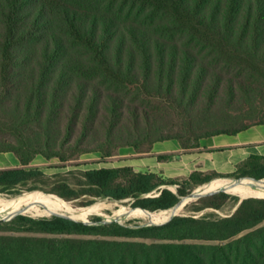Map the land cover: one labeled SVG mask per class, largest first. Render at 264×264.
Segmentation results:
<instances>
[{
  "label": "trees",
  "instance_id": "obj_1",
  "mask_svg": "<svg viewBox=\"0 0 264 264\" xmlns=\"http://www.w3.org/2000/svg\"><path fill=\"white\" fill-rule=\"evenodd\" d=\"M118 2H122L119 8ZM84 3L0 0V153L15 154L22 165L0 169V193L33 192L41 189L37 184L53 180L31 167L38 156L65 162L94 152L111 157L118 148L139 150L154 125L142 103L126 97L130 88L158 95L170 104L180 101L181 108L199 103L210 112L219 104H230L238 92L250 87L241 82L238 72L262 73L264 81V0ZM143 123L145 138L139 135ZM255 125L264 121L206 131L193 136L194 144L183 136L163 133L149 143L178 140L193 148L205 137L239 134ZM54 142L60 147H54ZM90 142L94 145L85 146ZM224 177L195 173L188 179L168 180L130 167L97 168L83 173L80 189L58 179L50 192L62 202L89 196L83 208L97 199H134L132 207L138 212H168L188 191ZM226 177L231 180L214 182L234 184L242 179L237 185L244 186L251 179L263 180L264 158L252 157ZM164 186H176V193ZM154 191L155 196H148ZM228 199L240 203L222 191L200 198L195 211L221 210ZM84 222L20 214L7 223L0 220V225L26 233L117 239L164 240L162 231L184 230L180 240L219 244L135 248L134 244L90 242L109 248L99 254L89 249L83 264H264V199H244L234 215L224 218L177 216L164 226L130 228L117 222L104 224L101 218L93 221L98 225ZM43 264L54 263L47 258Z\"/></svg>",
  "mask_w": 264,
  "mask_h": 264
},
{
  "label": "rangeland",
  "instance_id": "obj_2",
  "mask_svg": "<svg viewBox=\"0 0 264 264\" xmlns=\"http://www.w3.org/2000/svg\"><path fill=\"white\" fill-rule=\"evenodd\" d=\"M86 5L99 6V5H107L106 1L109 0H85ZM118 2L115 4L118 8L121 7ZM85 5V3H84ZM85 5V6H86ZM239 73V78L241 82L246 86H250L244 92L237 94L235 100L230 104H219L214 108H211L210 112L206 109L202 110V106L195 104L194 107H188L184 104V107L181 108V102L177 101L176 103L170 104L165 98L160 97L158 95L147 96L143 95L135 89H129L127 91V98H131L137 102L140 101L143 107L146 108V112L151 117V123L153 128L148 132V138H145L146 125L143 123L140 129L139 135L145 139H148V142L140 145L138 152H148L152 148V144L149 143V140H152L159 135H180L183 136L184 139L194 144L195 140L193 139L194 135L204 133L206 131H217V130H225V129H233L240 128L244 124H251L255 122H263L264 121V81L262 80V73ZM156 93V92H155ZM225 98V97H224ZM130 99V100H131ZM142 100V101H141ZM59 124L56 126L58 127ZM122 134L125 135L126 131L122 130ZM54 147H60L59 143H53ZM91 142L85 146H93ZM68 147V146H66ZM129 148V147H127ZM121 148L115 149L114 153L111 157H104L102 153L94 152L85 155H81L78 157H73L68 161L60 162V160H46L43 156H40L39 160H37L33 167L40 168L47 175L51 176L53 180H49L45 184H37L41 189L33 192H28V190H23L19 195H10L5 193H0V198L2 200H20L23 198H30L35 201L32 203L25 204L20 202H13L11 204L0 202V215L6 218L5 223L9 222L12 218L11 216L17 214L26 215L27 217L40 219V218H52L56 214L58 215H71V213H61L57 209V201L55 200V194H52L50 191L54 188V182L58 179H62L69 183L70 186L74 187V189H80L81 183L84 181L83 173L87 170L93 169L95 166H109L112 163L116 162L117 159L115 156L118 155V152ZM134 149V148H133ZM108 151H112V148H109ZM95 153L101 154V157L95 155ZM1 158V157H0ZM56 175H61L60 178H56ZM233 181L236 179L232 178ZM242 180V179H239ZM213 183V182H212ZM264 183H257L252 181L247 185H255ZM203 186V185H202ZM239 186V185H235ZM169 190L176 192V186H167ZM231 187V186H229ZM200 187H197L194 190L188 191L187 195L194 193ZM214 192L211 189H207L203 191L206 192ZM241 191V190H240ZM254 191H251L252 193ZM256 192V191H255ZM258 192V191H257ZM48 193V194H46ZM232 196L233 198H256V199H264L259 198L264 195V193L259 195H249L244 198L232 193L225 192ZM157 193L154 191L150 193L148 196H155ZM46 196L45 199L39 196ZM186 195V196H187ZM57 196V195H56ZM183 197V196H182ZM41 200L43 203H36ZM181 198V197H180ZM26 199V200H27ZM90 199L89 196H83L81 198L75 200H66V208L65 209H73L81 211L74 215V217L82 216L84 214H89L85 220H88L90 224H95L93 222L96 218L105 219L111 222H117L119 225L130 227V228H144V227H153L166 225L169 219H161L166 215L161 214V211H156L152 213H141L132 209V203L135 201L134 199H127L123 201L119 200H111V199H97L95 202L98 203H106L111 208L105 209L102 207H89L83 208L86 202ZM107 201V202H101ZM118 202V203H115ZM198 200H192L188 205L182 207L177 216H187L193 218H200L204 215L210 216L211 219H215L216 217H227L230 215H234L239 204H236L233 199H228L225 206L221 210H215L207 208L201 212L195 211L198 205ZM49 206H48V205ZM55 206V207H53ZM52 208V210H51ZM55 208V209H54ZM57 209V210H56ZM112 209L118 210L120 213H114ZM171 210V209H170ZM58 212V213H57ZM127 213V214H126ZM159 214V215H158ZM169 214V213H168ZM136 215L141 216L142 218L137 217ZM148 215H158L159 218L151 220ZM72 216V215H71ZM176 216V217H177ZM3 218H0V220ZM155 221V222H153ZM108 222V223H111ZM153 222V223H151ZM98 225V224H95ZM264 224L261 225L263 227ZM163 239H144V238H112V237H102V236H94V235H72V234H58V235H49L45 233H26L15 231L10 226L0 225V264H43V261L48 258L54 264H83L86 259V255L88 254V250L94 249L98 250L97 253H101L103 249L109 247H103L104 245H94L90 242L103 244L104 242H116L119 245L123 244H134L136 247H144L150 246L153 244H163L171 245V246H182V245H208V246H216L219 245L217 242H208V241H190L186 239L180 240L179 238L184 237L185 231H162ZM248 232H245L242 236L246 235ZM134 247V246H132ZM85 258V259H84Z\"/></svg>",
  "mask_w": 264,
  "mask_h": 264
},
{
  "label": "crops",
  "instance_id": "obj_3",
  "mask_svg": "<svg viewBox=\"0 0 264 264\" xmlns=\"http://www.w3.org/2000/svg\"><path fill=\"white\" fill-rule=\"evenodd\" d=\"M95 155L102 156L98 153ZM0 157V169L22 167L19 158L13 153H0ZM252 157L264 158V125L252 126L239 134L205 137L193 148L183 146L178 140L155 143L146 153L130 147L121 148L115 156L116 162L93 169L130 167L135 172L155 173L168 180L188 179L195 173L202 177L211 174L225 176L210 180L204 186L219 179L231 180L226 176L236 173ZM39 158L34 160L31 167Z\"/></svg>",
  "mask_w": 264,
  "mask_h": 264
},
{
  "label": "bare ground",
  "instance_id": "obj_4",
  "mask_svg": "<svg viewBox=\"0 0 264 264\" xmlns=\"http://www.w3.org/2000/svg\"><path fill=\"white\" fill-rule=\"evenodd\" d=\"M223 185V186H211V185ZM229 186H231V187H229ZM207 189H211L212 191H218V190H226V191H228V192H232V193H234V194H236V195H238V196H240L241 198H244V197H246V196H249V195H258V194H260V193H262L263 191H264V185H261V184H255V185H249L248 187H246V186H235V185H233V184H224V183H220V182H213V183H208L207 185H205V187L204 188H202V189H200L199 190V192H203V191H205V190H207ZM241 190V191H240ZM251 191H254V192H252V193H250ZM256 191V192H255ZM258 191V192H257ZM35 196H39V195H35ZM39 197H42L43 199H45L46 198V196H39ZM27 198H23V199H20V200H14V201H11V200H7V199H5V200H2L1 198H0V202H5V203H8V204H11V203H13V202H20V203H23V204H25V202H27V203H32V202H35V201H33V200H31L30 198H28L27 200H26ZM56 201H57V203H58V205H57V209L61 212V213H66V212H69V213H71V215H68V214H65L66 216H70V217H72V219H77V220H85L86 219V217L89 215V214H84V215H82V216H78V217H74V215L75 214H77L78 212H80L81 210L80 209H78V210H73V209H65L66 208V203H64V202H62V201H60V200H58V199H55ZM101 202H107V201H101ZM36 203H43V201L41 200V198H40V201H38V202H36ZM100 202H98V203H94L93 205H91V206H89V207H102V208H105V209H110L111 210V208L112 207H110L109 205H107L106 203H101V204H99ZM115 203H118V202H116L115 201ZM44 204V203H43ZM48 205V204H47ZM49 206V205H48ZM53 207H55V206H53ZM89 207H86V208H89ZM55 209V208H54ZM56 209V210H57ZM51 210H52V208H51ZM113 210V212L114 213H120L118 210H115V209H112ZM181 210V208L180 209H178L177 211L175 210H167L168 212H164V211H161L160 213L161 214H164V215H166L165 217H162V218H160V219H158V220H155V221H160L161 219H168V218H171L172 216H174L175 214H176V212H179ZM58 213V212H57ZM169 213V214H168ZM127 214V213H126ZM159 215V214H158ZM158 215H148L147 217H149V219H151V220H154V219H157V218H159V216ZM137 217H139V218H142L141 216H139V215H136ZM155 221H153V222H155ZM153 222H151V223H153Z\"/></svg>",
  "mask_w": 264,
  "mask_h": 264
},
{
  "label": "water",
  "instance_id": "obj_5",
  "mask_svg": "<svg viewBox=\"0 0 264 264\" xmlns=\"http://www.w3.org/2000/svg\"><path fill=\"white\" fill-rule=\"evenodd\" d=\"M251 180H253V181H255V182H257V183H264V179L263 180H259V181H257L256 179H251ZM241 182V180H237L233 185H237V184H239ZM205 187V185L204 186H202V187H200L198 190H196L194 193H191L190 195H187V196H183V197H181L180 198V201H179V203L178 204H176V206H174L173 208H172V210H178V209H180V208H182V207H185L186 205H188L189 204V202L190 201H192V200H198V199H200V198H202V197H204V196H206V195H208V194H213V193H217V192H222V191H224V192H228V191H226V190H218V191H214V192H211V191H209V192H206V193H203V192H199V190L200 189H202V188H204ZM164 188L165 189H169V187H165L164 186ZM176 193V192H175ZM46 194H48V193H46ZM244 199H247V198H244ZM244 199H241V201H240V203L244 200ZM132 209H136V208H132ZM22 212H20V214H21ZM15 215H17V214H15ZM15 215H13V216H15ZM178 214H175L174 216H172L170 219H169V221H171L174 217H176ZM13 216H11L10 218H12ZM55 216H59V217H64V218H69V219H72V217H70V216H66V215H58V214H56ZM1 220H4V221H6V218L4 219H1ZM72 221H77V222H84V221H79V220H74V219H72ZM168 221V222H169ZM108 222H111V221H107V220H105V219H102V223H108ZM84 223H88V224H90V222L89 221H86V222H84Z\"/></svg>",
  "mask_w": 264,
  "mask_h": 264
}]
</instances>
